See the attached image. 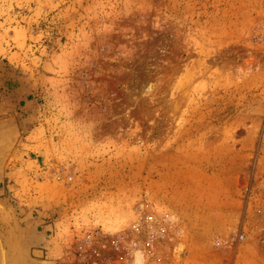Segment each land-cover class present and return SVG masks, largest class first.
<instances>
[{"label":"rangeland","instance_id":"obj_1","mask_svg":"<svg viewBox=\"0 0 264 264\" xmlns=\"http://www.w3.org/2000/svg\"><path fill=\"white\" fill-rule=\"evenodd\" d=\"M152 210L175 264H264V0H0L5 264Z\"/></svg>","mask_w":264,"mask_h":264},{"label":"built area","instance_id":"obj_2","mask_svg":"<svg viewBox=\"0 0 264 264\" xmlns=\"http://www.w3.org/2000/svg\"><path fill=\"white\" fill-rule=\"evenodd\" d=\"M152 211L154 213L138 215L127 232L108 233L94 227L81 232L76 237L72 236L73 238L65 245L67 262L69 264H175L174 249L182 239L183 230L171 219L172 214L168 210Z\"/></svg>","mask_w":264,"mask_h":264},{"label":"crops","instance_id":"obj_3","mask_svg":"<svg viewBox=\"0 0 264 264\" xmlns=\"http://www.w3.org/2000/svg\"><path fill=\"white\" fill-rule=\"evenodd\" d=\"M42 227L43 229L40 231H31V228L28 230L29 233L22 237L23 240L20 243V250H6V264H41L40 260L42 254L45 252V245H47L51 237L50 234L46 232L47 228H45V226ZM33 244H35V248H32ZM6 246H8V244ZM32 250L37 254L33 255ZM44 261L45 260H42V262Z\"/></svg>","mask_w":264,"mask_h":264},{"label":"bare ground","instance_id":"obj_4","mask_svg":"<svg viewBox=\"0 0 264 264\" xmlns=\"http://www.w3.org/2000/svg\"><path fill=\"white\" fill-rule=\"evenodd\" d=\"M180 243H181V241H178V243H177V245H176V247H175V249H174V254H173V255H175V252H177V250H178V246H179ZM182 251H183V248L178 252V258H179V259L181 258ZM179 259H178V260H179ZM175 260H176V257L174 256L173 262H175ZM178 260H176V261H178ZM40 261H41V260H40ZM171 264H172V263H171Z\"/></svg>","mask_w":264,"mask_h":264},{"label":"water","instance_id":"obj_5","mask_svg":"<svg viewBox=\"0 0 264 264\" xmlns=\"http://www.w3.org/2000/svg\"><path fill=\"white\" fill-rule=\"evenodd\" d=\"M0 263L5 264V254H4V248L0 244Z\"/></svg>","mask_w":264,"mask_h":264}]
</instances>
